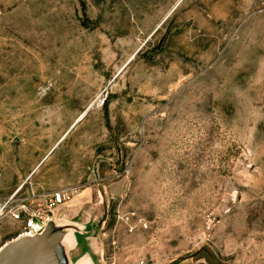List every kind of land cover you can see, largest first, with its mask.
<instances>
[{"label": "rangeland", "instance_id": "rangeland-1", "mask_svg": "<svg viewBox=\"0 0 264 264\" xmlns=\"http://www.w3.org/2000/svg\"><path fill=\"white\" fill-rule=\"evenodd\" d=\"M64 188L99 264H264V0H0V204Z\"/></svg>", "mask_w": 264, "mask_h": 264}, {"label": "water", "instance_id": "water-1", "mask_svg": "<svg viewBox=\"0 0 264 264\" xmlns=\"http://www.w3.org/2000/svg\"><path fill=\"white\" fill-rule=\"evenodd\" d=\"M78 199L82 201L76 203L74 199L75 206L84 200ZM67 202L45 212L47 220L42 227L2 245L0 264H99L91 242L98 224L66 217L61 207Z\"/></svg>", "mask_w": 264, "mask_h": 264}, {"label": "built area", "instance_id": "built-area-1", "mask_svg": "<svg viewBox=\"0 0 264 264\" xmlns=\"http://www.w3.org/2000/svg\"><path fill=\"white\" fill-rule=\"evenodd\" d=\"M73 193L72 189L64 188L42 195L32 194L23 202L8 200L0 204V219L8 216L20 223L18 235L27 233L35 227H42L47 220L44 213L69 201Z\"/></svg>", "mask_w": 264, "mask_h": 264}]
</instances>
